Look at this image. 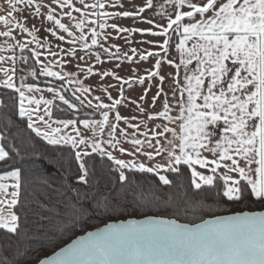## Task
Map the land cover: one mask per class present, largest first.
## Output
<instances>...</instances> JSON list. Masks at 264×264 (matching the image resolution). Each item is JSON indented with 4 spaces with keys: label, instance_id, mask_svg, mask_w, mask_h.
Listing matches in <instances>:
<instances>
[{
    "label": "snow or ice",
    "instance_id": "snow-or-ice-1",
    "mask_svg": "<svg viewBox=\"0 0 264 264\" xmlns=\"http://www.w3.org/2000/svg\"><path fill=\"white\" fill-rule=\"evenodd\" d=\"M79 3L80 7L74 0H48L47 4L4 0L0 5V37L5 38L0 53H10L0 54V264H16L19 258L20 245L27 239V232L20 230L21 217L27 219L25 208L39 209L37 230L43 227L40 221L75 222L83 209L77 207L81 189L67 184L73 174L78 183L96 187V207L111 211L125 209L129 203L142 206L161 200L155 189L129 193L130 183L138 187L129 181L133 172L153 174L162 186L175 189L177 196L165 194L164 203L177 211L181 207L201 211L204 202L187 198L185 168L190 170L193 191L208 190L205 199L238 203L251 196L264 201V0H161L159 4L144 0L141 5L129 0L133 10H119L121 0ZM146 10L154 11L163 23L145 18ZM64 17L71 24L64 23ZM33 19L40 27L29 24ZM119 19L154 28L111 22ZM46 23L51 25L46 33L69 47L58 44L53 50L50 41L38 36ZM24 34L31 40L18 38ZM133 34L161 39L141 40L150 49L131 47V54L109 43L118 38L130 45ZM78 50L101 66L106 63L102 56L107 62L128 64L126 69L120 63L112 70L97 69L85 56H77ZM47 57L52 59L45 62ZM137 60L154 63L143 69ZM20 64L25 67L19 69L23 75L17 79ZM165 65L175 71L162 74ZM122 70L129 74L121 76ZM81 74L100 77L96 87L108 103L100 96L93 97L95 104L88 99L93 88L85 85ZM41 76L52 78L46 89L26 82L28 77ZM106 78L116 83L104 86ZM166 80L171 81L169 91H165ZM137 85L141 91L128 96L127 91ZM153 87L156 91L149 101ZM57 101L74 113L81 107L92 109L87 114L91 118L54 119ZM158 101L160 109L151 111ZM121 108L133 114L122 115ZM96 113L100 119L94 118ZM13 114L24 121L23 129ZM70 127L71 134L66 131ZM37 139L44 144L43 151L37 150ZM49 148L55 155L48 154ZM65 148L67 152L61 150ZM114 152L130 158H119ZM40 159L66 169L67 177L59 187L52 186V177L37 163ZM110 171L118 173L119 187L114 182L101 194L99 180ZM38 264H264V211L217 216L197 224L155 216L109 223Z\"/></svg>",
    "mask_w": 264,
    "mask_h": 264
},
{
    "label": "trees",
    "instance_id": "trees-1",
    "mask_svg": "<svg viewBox=\"0 0 264 264\" xmlns=\"http://www.w3.org/2000/svg\"><path fill=\"white\" fill-rule=\"evenodd\" d=\"M27 54V53H25ZM34 63V61L30 60L29 64ZM39 67L37 66V69ZM51 78H31L28 77L29 82H35L36 84L48 86V82ZM56 83L55 81H53ZM67 96L71 95V91L66 92ZM56 104L58 106L53 107V116L56 118H76L79 116L81 119L83 118H91L88 117L87 114L92 112V109H88L86 107H81L79 113H74L70 110L66 109L61 102L57 101ZM94 118H99V114L96 113ZM12 119L16 121L18 125H20L21 129L24 127V121L18 120L17 117L13 114ZM37 150L43 151L44 144L36 140ZM64 152H67V149H61ZM50 156L55 155L51 148H49ZM59 160V157L56 158ZM37 163L42 164L46 172L52 177L50 183L53 187H59L61 183L65 181L67 177V171L64 167L58 166L57 163H47L45 160L40 159ZM76 165H73V170L75 171ZM185 176L182 177L184 182V189L187 191V198L191 201H202L204 202V208L201 211H197L195 213L191 212L190 208L181 207L179 211H177L174 205L169 206V204L164 203V201L168 200V196L165 195L167 193H171L174 197L177 196L176 190L173 188H169L167 186H162L159 182L157 176L149 173H139L133 172L129 173V181L135 182V186H130L127 188L129 193L136 192L140 188H142L146 193L150 189L156 190V195L161 198L159 202H149L142 206H133L131 203L126 206L125 209H117L115 211L105 210L103 207H96L93 194L96 191V187H89L87 185H83L77 182L75 176L67 178V184L71 187H77L81 189V199L77 203V207L82 208L83 212L78 214L75 217V222L72 220H63V221H55L52 225L49 224L47 220L40 221L43 224V227L37 230V221L35 218V213L39 211V209L35 208L33 205L31 211L28 208H25L24 211L27 212V219L23 216L20 221V230L21 232H27V239L23 240L20 245V254L19 258L16 261V264H36L42 258L50 255L55 252L62 246L66 245L73 238L81 235L89 230L95 229L99 226H102L110 221L124 220L128 218H143L147 216H160L167 217L179 220L184 223L196 224L205 220L207 218L216 217L220 215H227L237 212L244 211H258L264 210V201H256L254 197L246 196L244 200L240 202H229L226 198L220 199L217 198L213 200L211 196H208L207 199L206 193L207 189L203 192H195L192 190L190 186V170L184 169ZM97 177H100V173L97 172ZM170 179H174L172 174H168ZM116 183V186L119 187L118 182V173L115 171H110L106 176L99 180V190L100 193L103 194L109 188L113 186V183ZM107 183V187L105 184ZM65 191H67L65 189ZM87 193V196L83 194ZM67 195L70 197H74L75 193L67 192ZM129 201L132 200V196L129 195ZM47 203V201H44ZM76 203V201H74ZM42 215L47 216V212H42ZM7 254V253H5Z\"/></svg>",
    "mask_w": 264,
    "mask_h": 264
},
{
    "label": "crops",
    "instance_id": "crops-1",
    "mask_svg": "<svg viewBox=\"0 0 264 264\" xmlns=\"http://www.w3.org/2000/svg\"><path fill=\"white\" fill-rule=\"evenodd\" d=\"M3 2H4V0H0V5H2ZM74 2L76 4V7H80L81 6L80 3H79V0H74ZM87 2L88 3H91L92 0H87ZM121 2L123 4V8L122 9H119V10H124V9L133 10L131 8V5L129 3V0H121ZM134 2H135L136 5H141V4L144 3V0H134ZM160 2H161V0H154V3L159 4ZM44 3L47 4L48 3V0H44ZM109 10H112V9H109ZM57 12L58 13L60 12V9L59 8H57ZM73 15H78V14L77 13H73ZM142 15L145 18H147V19H154L157 23H163V21L160 19V17L158 15L155 14L154 11L146 10ZM63 22L66 23V24H71L70 20L67 17H64ZM111 22H115V23H117V24H119L121 26H128V27L135 26V27L142 28V29H147V28H150V27L151 28H154L153 25H149L147 23L140 22V21L134 22L131 19H119V20H113ZM33 23H35L37 25V27H40L39 21H37L35 19L29 21V24H33ZM50 26H51L50 24H47L46 23L44 25V27L41 28L40 32L38 33V36L40 38L47 39L48 41H50L51 44H52L53 50H56L55 49V46L58 45V44L61 45L64 48L69 47V45L67 43H62V42L56 40L55 38H53L50 34L46 33L45 28L50 27ZM109 31H110V29H109ZM61 34H63V33H61ZM77 34H78V30H77ZM113 35L115 36V33ZM125 35H127V34H125ZM18 38L24 39L26 41H30L31 40V37L26 36V34H24V35H22V36H20ZM4 39L5 38L0 37V43H2ZM131 39H132L133 43H131L130 45L129 44H125V42H124L123 39H118V38H114V39L110 40L109 43L118 44V45L121 46L122 51H128L129 54H131L130 53V48L131 47H135L138 50L150 49V47H151L150 45L139 43V41H141V40H157V39H161V38H159V37H153V36H150V35L133 34L132 37H131ZM30 47H35V45L34 44H30ZM17 53H19V49H17ZM0 54L9 55L10 53H0ZM175 55L176 54L174 52L173 53V58L175 57ZM77 56H85V60H88V62L90 64H93L95 66V68H97V69L103 67L104 70H112L114 68V65L117 64V63L122 64V67L126 69L127 64H128L127 61H111V62H107V57L106 56H102V59H104L106 61V63H104L103 66H101L99 64H95L94 60H90L84 51H79V50L77 52ZM42 59H44V57H42ZM51 59H52L51 57H47V59L45 60V62H47L48 60H51ZM76 63H77V61L76 60H73L72 70H75V67L74 66H75ZM153 63H154L153 60H149L148 62H145V63H141V62H139L137 60V64L141 68H143V69H150ZM24 67H25V65H23V64H20L18 66L17 79L19 78L20 75H23V72L19 71V69H22ZM54 70H60V69L59 68H56ZM174 71H175L174 68L165 65L164 68H163L162 74L167 73V72H174ZM119 74L121 76H126L129 73H127L125 70H122V71L119 72ZM141 74H145V73L142 72ZM2 77H3V74L0 73V78H2ZM81 79L84 81V83H85L86 86H92V88H93L92 95H89L88 96V99H91L92 102H93V104L96 103L95 99L93 98L94 96H100L101 99L105 103H108L109 102L108 99H107V97H106V95L103 93L102 89H98L96 87L97 84L100 82V77L99 76H97V75L87 76L85 74H81ZM26 82L31 83V82L28 81V79H27ZM115 83L116 82L113 79H111V78H106L103 81V85L104 86L112 85V84H115ZM153 83H155V82H153ZM170 83H171L170 80H166L165 85H164L165 91H169L168 84H170ZM37 85L39 87H41V88H44V89H46V87H47V86H43V85H39V84H37ZM147 86L148 85L146 83L145 87H147ZM109 90L112 92V95L113 96H116L117 95L116 90L114 88H110ZM140 91H141L140 86L137 85V86H134V90H129V91H127L126 94L131 97V96H135V94L138 93V92H140ZM155 91H156V89H155V87H153L152 88V91L149 92V94H148V100L149 101L151 100V96L155 93ZM43 94L47 98H51V94L48 93L47 91H45ZM169 95H171L170 92H169ZM162 99L163 98L161 97V100ZM147 106L148 105H145V107H147ZM159 109H160V101L157 102L156 107L154 109H150V110L151 111H158ZM120 111H121V114L122 115H132L133 114L131 111H128V110H126L124 108H121ZM173 114H175V113H173ZM53 118L54 119H68V118H56L54 116H53ZM96 119H100V117L99 118H96ZM78 127H81V130L83 131V127L81 125H78ZM120 127H125V125L123 123H121ZM66 131L69 134H71L72 133L71 127L69 129H67ZM129 131H131V129H129ZM88 135L90 136L91 133H88ZM106 138L107 137L105 136V139ZM123 147H125L126 149H130L131 146L128 143H123ZM109 150H112V149H109ZM146 150H150V149H146ZM114 154L117 155L119 158H123V159H129L130 158V157L126 156V155L120 154L119 152H114ZM204 154L205 155H208V153H204ZM139 159L147 163V160H146L145 157L140 156ZM157 159H159V158H157Z\"/></svg>",
    "mask_w": 264,
    "mask_h": 264
},
{
    "label": "water",
    "instance_id": "water-1",
    "mask_svg": "<svg viewBox=\"0 0 264 264\" xmlns=\"http://www.w3.org/2000/svg\"><path fill=\"white\" fill-rule=\"evenodd\" d=\"M258 211H264V210H258ZM244 212H256V211H244ZM237 213H242V212H237ZM234 214H236V213L227 214V215H220V216H228V215H234ZM147 217H150V216H147ZM155 217H160V216H155ZM216 217H217V216H216ZM145 218H146V217H143V218H128V219L142 220V219H145ZM161 218H165V219H173V218H167V217H161ZM213 218H215V217H211V218H207V219H213ZM128 219L117 220V221H110V222H108V223H106V224H104V225H102V226H99V227H97V228H95V229L89 230V231H87V232H85V233H83V234H81V235H78L77 237L73 238L70 242H68L66 245L62 246L61 248H59L58 250H56L55 252L51 253L50 255H48V256H46V257H44V258L51 257V256L55 255V253H57L58 251H60L62 248L67 247V246H68L69 244H71L74 240H76V239L79 238L80 236H84V235H86L88 232H94V231H96L97 229L103 228L105 225H107V224H109V223H119L120 221H126V220H128ZM205 220H206V219H205ZM177 222H179V223H184V222H181V221H179V220H177ZM201 222H202V221H201ZM201 222H198V223H201ZM184 224H190V223H184ZM196 224H197V223H196ZM44 258H42V259H44ZM36 264H38V263H36Z\"/></svg>",
    "mask_w": 264,
    "mask_h": 264
}]
</instances>
